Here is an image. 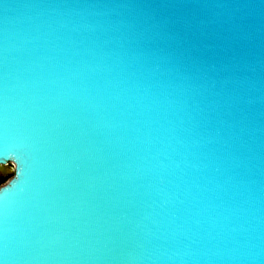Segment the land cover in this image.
Listing matches in <instances>:
<instances>
[{
	"label": "water",
	"instance_id": "95a60500",
	"mask_svg": "<svg viewBox=\"0 0 264 264\" xmlns=\"http://www.w3.org/2000/svg\"><path fill=\"white\" fill-rule=\"evenodd\" d=\"M11 164L0 264H264V0H0Z\"/></svg>",
	"mask_w": 264,
	"mask_h": 264
},
{
	"label": "flooded vegetation",
	"instance_id": "af4514ba",
	"mask_svg": "<svg viewBox=\"0 0 264 264\" xmlns=\"http://www.w3.org/2000/svg\"><path fill=\"white\" fill-rule=\"evenodd\" d=\"M9 168L11 169V172L13 171V165L11 164L10 166H9ZM5 172H8L7 170L5 171ZM8 175V174H7ZM6 175H2L1 174V172H0V181H1V179H3V177H5ZM11 178V177H10ZM3 181L4 180H2L1 182H0V187L5 183V182H7L8 180H6L4 183H3Z\"/></svg>",
	"mask_w": 264,
	"mask_h": 264
},
{
	"label": "rangeland",
	"instance_id": "374dc122",
	"mask_svg": "<svg viewBox=\"0 0 264 264\" xmlns=\"http://www.w3.org/2000/svg\"><path fill=\"white\" fill-rule=\"evenodd\" d=\"M9 166H10V165H9ZM12 174H13V173L6 175L5 177H3V179H1V181L4 180V181H3V183H4L6 180H9L10 177L12 176ZM1 181H0V182H1Z\"/></svg>",
	"mask_w": 264,
	"mask_h": 264
},
{
	"label": "bare ground",
	"instance_id": "6f19581e",
	"mask_svg": "<svg viewBox=\"0 0 264 264\" xmlns=\"http://www.w3.org/2000/svg\"><path fill=\"white\" fill-rule=\"evenodd\" d=\"M11 171V169L9 168V166L8 167H2V168H0V172H5V171ZM5 174V173H4Z\"/></svg>",
	"mask_w": 264,
	"mask_h": 264
}]
</instances>
